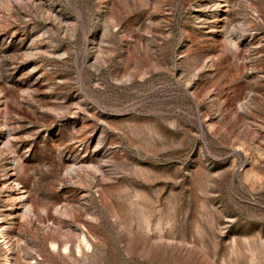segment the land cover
Returning a JSON list of instances; mask_svg holds the SVG:
<instances>
[{"label":"rangeland","instance_id":"1","mask_svg":"<svg viewBox=\"0 0 264 264\" xmlns=\"http://www.w3.org/2000/svg\"><path fill=\"white\" fill-rule=\"evenodd\" d=\"M0 264H264V0H0Z\"/></svg>","mask_w":264,"mask_h":264}]
</instances>
